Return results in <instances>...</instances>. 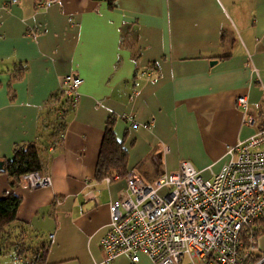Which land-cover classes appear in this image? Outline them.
<instances>
[{"label": "crops", "instance_id": "crops-1", "mask_svg": "<svg viewBox=\"0 0 264 264\" xmlns=\"http://www.w3.org/2000/svg\"><path fill=\"white\" fill-rule=\"evenodd\" d=\"M11 1L0 0V161L36 143L51 179L12 189L0 173V195L22 199L27 232L15 229L16 244L45 247L43 264H104L110 205L126 188L125 178L96 180L108 119L129 173L144 181L177 172L182 161L205 179L218 174L227 149L256 133L238 98L261 115L264 0H115L114 9L55 0L44 11L37 0L4 7ZM73 72L84 83L60 137L54 100ZM17 253L14 264L31 262ZM111 264L133 263L123 255Z\"/></svg>", "mask_w": 264, "mask_h": 264}, {"label": "built area", "instance_id": "built-area-1", "mask_svg": "<svg viewBox=\"0 0 264 264\" xmlns=\"http://www.w3.org/2000/svg\"><path fill=\"white\" fill-rule=\"evenodd\" d=\"M54 4L37 0L36 9ZM83 83L76 72L62 81L60 92L73 102V109ZM237 107L256 133L227 149L225 163L212 178L205 179L189 161L152 182L134 172L125 177L126 188L110 205L109 230L101 241L104 264L123 255L133 264L140 255L154 264H240L245 239L260 250L255 235L264 228V102L259 118L248 113L247 96L238 98ZM112 179L118 177L106 181ZM50 183L49 177L31 173L23 177L21 187L34 190ZM38 260L32 264H41Z\"/></svg>", "mask_w": 264, "mask_h": 264}, {"label": "trees", "instance_id": "trees-1", "mask_svg": "<svg viewBox=\"0 0 264 264\" xmlns=\"http://www.w3.org/2000/svg\"><path fill=\"white\" fill-rule=\"evenodd\" d=\"M95 1L107 2L111 9L116 7L114 4L115 0ZM22 71H24L22 66L15 70L16 73H20ZM72 105L73 102L59 91L56 99L54 100V112L58 120L59 127L57 130L60 137L63 136V132L66 128V116L73 110ZM3 162L5 163V173L11 180L12 189L21 187L23 177L28 174L38 173L43 175L44 161L41 149L36 143L17 146L14 150L13 158ZM128 173V151L124 144L118 140L115 132V121L113 118H110L105 126L104 138L96 171V180L104 181L107 178H112L114 176L121 179L125 178ZM21 203L22 199L13 192L0 198V255L2 253L1 241L5 236L11 233L12 229H20L22 235L27 232L25 229L27 224L20 221L18 218V210ZM256 235L259 237L264 236V228L258 231ZM257 241L259 240L257 239ZM15 247H17L18 252L17 259L27 254L32 257L31 262L27 264L35 263L37 257L39 258L38 262L43 264V259L47 253L45 247L42 246L36 250L34 249L35 251H30L28 245L23 242L17 243ZM243 247L245 250L244 253L241 252L240 264H246L249 261H251L249 264H255L256 259L259 257L261 258V256H259L260 251L252 249V246L247 239L244 240ZM247 251H250V253L248 257H244Z\"/></svg>", "mask_w": 264, "mask_h": 264}, {"label": "rangeland", "instance_id": "rangeland-1", "mask_svg": "<svg viewBox=\"0 0 264 264\" xmlns=\"http://www.w3.org/2000/svg\"><path fill=\"white\" fill-rule=\"evenodd\" d=\"M205 178H207L206 176H204ZM2 196V195H0ZM4 197V196H2ZM0 197V198H2ZM256 239L259 240V251H260V255L261 258H257L256 261H255V264H258L260 261H262V259L264 258V236L262 237H259L258 235H256ZM16 238H15V228L11 230V233L7 236H5L2 241H1V244H2V253L0 255V264H14V257L16 256ZM21 242V241H20ZM245 247V246H244ZM244 247L242 248L241 252L244 253ZM30 258H32L30 256ZM251 262V261H249ZM246 263V264H249ZM264 263V262H263ZM262 263V264H263ZM199 264H202V263H199Z\"/></svg>", "mask_w": 264, "mask_h": 264}, {"label": "water", "instance_id": "water-1", "mask_svg": "<svg viewBox=\"0 0 264 264\" xmlns=\"http://www.w3.org/2000/svg\"><path fill=\"white\" fill-rule=\"evenodd\" d=\"M4 165L5 163L3 161H0V173H5Z\"/></svg>", "mask_w": 264, "mask_h": 264}]
</instances>
